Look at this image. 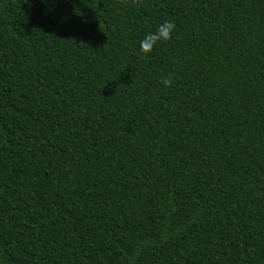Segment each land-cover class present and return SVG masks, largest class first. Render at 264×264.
Instances as JSON below:
<instances>
[{
  "label": "trees",
  "instance_id": "16d2710c",
  "mask_svg": "<svg viewBox=\"0 0 264 264\" xmlns=\"http://www.w3.org/2000/svg\"><path fill=\"white\" fill-rule=\"evenodd\" d=\"M0 264H264V0H0Z\"/></svg>",
  "mask_w": 264,
  "mask_h": 264
},
{
  "label": "clouds",
  "instance_id": "9594fccd",
  "mask_svg": "<svg viewBox=\"0 0 264 264\" xmlns=\"http://www.w3.org/2000/svg\"><path fill=\"white\" fill-rule=\"evenodd\" d=\"M132 5L136 7L143 6V0H131ZM176 24L172 20H165L155 32L148 33L143 40L140 41V50L147 56L150 54L155 46L159 42L171 41L173 38V32L176 29ZM161 83L165 87H171L173 84V78L166 76L161 79Z\"/></svg>",
  "mask_w": 264,
  "mask_h": 264
}]
</instances>
